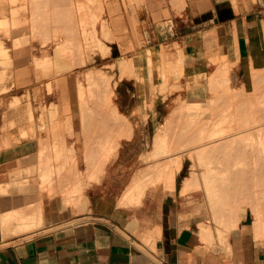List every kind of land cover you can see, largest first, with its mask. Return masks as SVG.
I'll return each instance as SVG.
<instances>
[{"label":"crops","instance_id":"0c3cea01","mask_svg":"<svg viewBox=\"0 0 264 264\" xmlns=\"http://www.w3.org/2000/svg\"><path fill=\"white\" fill-rule=\"evenodd\" d=\"M171 19L183 27L174 31L170 20L166 41L174 56L182 55L179 96L210 98L205 82L225 63L230 91L252 100L259 89L263 99L264 0H183ZM200 75L204 82L195 92L190 85ZM18 117L0 112V264H264V237H255L247 214L226 232L205 225L199 230V219L183 208L174 189L159 186L138 202L130 199L134 179H142L149 167L142 158L151 149L140 148L145 136L129 124L127 138L118 140L103 163L100 152L88 160L76 131V161L67 169L72 173L76 163L80 177L63 186V140L54 133L57 141L48 147L33 133L23 138ZM64 117L72 131L77 119L70 112ZM49 148L54 169L50 159L44 161Z\"/></svg>","mask_w":264,"mask_h":264},{"label":"rangeland","instance_id":"374dc122","mask_svg":"<svg viewBox=\"0 0 264 264\" xmlns=\"http://www.w3.org/2000/svg\"><path fill=\"white\" fill-rule=\"evenodd\" d=\"M26 2H28L30 6L32 0H25V2L24 0H0V19L2 18L4 21L7 20L10 23L12 20H15L14 32L12 31L10 34L11 38H8L0 31L1 46L7 50L8 57L12 62L9 68L4 69L7 74L6 82L4 81L7 85V89L4 92H0V112L17 113L19 116L18 118H20L17 123L21 125V128L25 121L29 126L32 124L33 137L37 138V140L42 139L47 142L48 147L52 146L57 141L55 140V134L63 140L62 146L64 149V156L62 160L65 162V166L63 165V172H67V176L65 177L63 175L60 177L62 180L61 184L65 186L64 183H67V186H72L80 177V171L76 163L72 173H69L70 169H67L71 168V163L73 161H76L77 150L74 145L75 139L79 138L78 136H74L76 131L82 135L80 137H82L87 145L89 161H95V157L101 151L99 148V152H96L97 146L95 138L91 136L93 127L90 125L91 121L86 118H83L84 121H82L81 116L77 114L75 117L73 116V118L77 120L72 121L73 126L71 131L64 117L65 112L71 111H67L65 97L67 98L69 92L76 89L75 83L78 76H80L79 79L85 89L89 87L90 82H99V92L103 91V81L107 79L110 92L105 100H103V96H101L102 101L100 102L102 105L99 104L102 108L106 107L107 109L99 110V112L112 114V108H115V111L119 116L121 115L120 117L127 121L131 129L135 128L145 136L140 148L144 151L152 150L154 137L157 131L164 127L166 120L172 117V113L175 112L174 110L177 109V106L179 109L176 110V113L180 111V107L182 108V105L185 104L183 102H191V100H186L179 96L182 91L180 82V78L183 74L182 55L181 60L178 61V56H174L170 46L166 44L169 38L167 29L171 26V22L174 23V31L180 28L181 31L183 30L182 26L176 25V22L171 19L172 13H177L183 6V0H42L44 15L42 16L41 25L35 33H32L31 30V12H29V9L23 8V3ZM71 2L74 5H86L90 12L96 14L99 26L101 22L108 23L109 39L105 40L108 47L106 50L102 51L98 47L94 48L86 55L85 63L81 65L76 64L71 69L70 74H65L64 72L70 66L66 58L67 54L70 53L73 42L71 38L68 39L66 37V28L69 27L70 21L67 10L70 8ZM2 19L0 21H2ZM14 34L16 36H14ZM25 35L29 37L28 41L30 46L29 56L26 62L30 64L31 76L29 78L23 74V77L22 75L19 76L21 73L18 74V71H21L20 69H22L26 63L21 62L20 59H15L13 49V42L15 40H22ZM99 39L104 41L100 29ZM36 58L43 60L44 65H34L33 61ZM75 59L74 61L77 62V57H75ZM171 61L174 63L172 65V70L175 74L170 73L168 75V71L165 67L169 65ZM124 63L130 64L128 68L122 67ZM1 70H3V68L0 60V71ZM221 70L222 69H220V71ZM199 77L201 78L199 82L200 85L197 86L196 90H199V87H201L204 82V77L202 75ZM167 78L168 81L166 80ZM22 80L26 82L24 83ZM26 83L27 86L25 85ZM205 84L209 89L208 79ZM2 85L3 84H0V86ZM190 86H193V84ZM209 91L211 92L210 98L197 101H207L214 98L215 94L213 91L210 89ZM242 93L243 99L246 100V98H244V92ZM203 94L206 95V92ZM219 94H221L220 90L216 95L219 96ZM254 94L255 97L253 99L262 100L259 97V89H256ZM25 95H29L26 96L27 98L29 97L28 102L27 98L25 99ZM9 98H11V100L6 104ZM215 99L217 103L220 104L228 101L230 97L225 96ZM243 99H240L238 104L241 106V109H239V111L241 110L240 116L243 114L244 117L247 111H245L246 104H244L246 101L244 100L242 102ZM72 103L75 106L77 104L75 100ZM89 106L94 109L93 104ZM26 108L29 111H27ZM53 109L57 111L56 115L50 116V111ZM27 112L33 113L29 119L28 114H26ZM73 112L77 113L78 109H75ZM149 116L151 119H149ZM39 123H44V130H40ZM53 128H55L56 131H53ZM71 132L72 135H69ZM120 138L127 137L122 136L119 137V139ZM119 145L120 142L117 143L113 150L116 148L118 149ZM151 150L148 153H150ZM115 155L111 159H113ZM53 157V152L50 148L47 149L44 155V161L50 159L52 169H54L53 166L55 165ZM142 159L146 163H150V166L159 158L148 159L147 157H143ZM160 160H164V158H160L158 161ZM245 161L247 162V160ZM218 164L216 169L221 167L225 169V164H221V167H219L220 164ZM214 165L215 164L212 166ZM246 166H248L247 173L249 172L248 174L250 176L244 177L242 179L243 183L237 186L239 188L242 186L240 189L242 194L240 193L239 195L243 198H241L239 202L244 200L242 204H245L247 207L246 214L248 218H250V216L253 217V215L251 214L252 212L250 211L248 202L252 201L254 196L260 193L262 194L263 185L259 183L257 185L253 184V177L250 174L253 170V165L249 163ZM189 167V162L184 161L182 170L176 176V184L172 192L179 193L183 179L189 174ZM222 168L220 170H224ZM229 169L231 170V168ZM86 181L87 186L93 182L88 178V174L86 175ZM87 186H85V188ZM132 188L131 193L134 190L133 185ZM158 188L159 186H147L143 193L138 195L139 197L136 201L138 202L139 198L145 196L147 193L155 192ZM134 192L132 194H134ZM182 199L184 200H181L180 203L184 209L190 211V215L191 210L194 209L198 211L196 212L193 210L194 216L199 219V230L200 225L208 226L211 230H218L219 225L218 223L216 224L214 211L208 205L209 201H207L206 196L201 190L198 195H185L182 196ZM186 201H189V203ZM245 202H247L248 205H246ZM202 210H205L207 213ZM200 211L201 213H199ZM185 220L188 223L191 217L187 216ZM215 227L217 228L215 229Z\"/></svg>","mask_w":264,"mask_h":264},{"label":"bare ground","instance_id":"6f19581e","mask_svg":"<svg viewBox=\"0 0 264 264\" xmlns=\"http://www.w3.org/2000/svg\"><path fill=\"white\" fill-rule=\"evenodd\" d=\"M70 4L71 6L67 10L70 21L69 27L66 28V37L68 39L71 38L73 42L70 53L67 54L66 61L70 66L64 72L65 74H70L71 69L76 64L81 65L85 63L86 55L94 48L98 47L102 51L106 50L108 47L105 40L109 39L108 23L101 22L99 26L96 14L90 12L86 5H74L72 2ZM42 5V0H32L30 6L28 2L23 3V8L29 9L30 11H28L31 12L30 15H32V33L37 32V29L41 25L42 16L44 15ZM14 25L15 20H12L10 23L2 19V21H0V31L9 38L15 28ZM23 28L26 29L25 27ZM99 29L104 37V41L99 39ZM14 36L16 35L14 34ZM28 39L29 37L25 35L22 40H15L13 42L15 59H20L21 62L25 63L27 62L30 51ZM177 56L178 61H180L181 54L179 53ZM75 57H77V62L74 61L76 60ZM0 60L3 68V70L0 71V84H3L0 86V92H4L7 89V85L5 84L7 74L4 69L9 68L12 62L8 57L7 50L1 46V42ZM33 63L36 66L44 65V61L39 58L34 59ZM173 64L174 63L171 61L169 65L165 67L168 71V75L170 73L175 74L172 70ZM122 65V67L128 68L130 64L124 63ZM224 66L225 63L221 71L219 70L216 74L214 73L215 75H211L212 77L208 79V87L215 94L214 98L201 102H183L185 104L182 105V108L180 107V111L176 113V110L179 109L177 106V109L174 110L175 112L172 113V117L168 118L164 127L157 131L153 141V148L151 152L148 153L147 158H164V160L158 161V159L154 161L152 165L148 167L142 179L135 178L133 181L134 184L132 185L137 194L134 190V194H132L133 192L131 193L132 190H129L127 195L129 194L128 196L130 199L135 200L139 197V194L143 193L147 186H161L163 190L172 191L175 187L176 176L182 170L184 161H187L190 164L189 174L182 181L179 191L180 196L198 195L201 190L206 196L207 201H209L208 205L214 211L216 224L218 223L219 225L218 230L226 232L237 226L238 222L246 215L247 207L245 204H242L244 200L242 199L243 201L239 202V200L243 198L239 195L242 186L240 188L238 186L243 183L242 179L249 175V172L247 173L248 166L246 165L251 163L253 165V170L250 174L253 177V184H262L263 192L262 194L260 193L254 196L253 200L249 201L248 204L250 205V211L253 215L252 224L254 235L257 238H263L264 99H250V101L249 99H243L242 92L238 91L237 93L236 91V93H234L231 91V93L227 87L228 70H226ZM20 70L21 71L17 70L18 74L21 73L19 76L22 74L28 78L31 76L29 63H26ZM262 75V83H264V74ZM79 78L80 76L76 79V89L69 92L68 98L70 103L67 105V111L71 110L70 113H72L74 117L78 114V116H81L82 121H84L83 118L91 121L90 125L93 126L91 136L95 138L98 152L99 148L102 151L100 152L102 153L101 159L103 163L106 161L109 153L113 151V148L117 145L119 137L124 136L125 132L130 128L128 123L120 117L121 115L119 116L115 111V108H112V114L99 112V110L107 109L106 107L102 108V106H100L102 105L100 102L102 101L101 96H103V100H105L110 92L107 79L103 81V91L99 92V82H90L89 87L85 89ZM254 79L261 80L257 74L254 75ZM166 80L168 81V78ZM260 80H257V82L259 81L258 83H260L257 84L258 87L261 85ZM199 82L200 80H194L192 82L194 86L192 90L195 89V92L198 91L196 90V85H199ZM25 85L27 86V83ZM219 90L221 94L217 96L216 94ZM26 96L29 95H25V99L27 98ZM225 96L230 97V99L218 104L215 98L218 99ZM240 99H243L242 102L244 100L246 101L244 104H246L245 111H247V113L244 114V117L243 114L240 116L241 110L239 111V109H241V106L238 104ZM74 100L77 103L76 106L72 103ZM90 104H93L94 109L90 108ZM75 109H78L77 113L73 112ZM27 111L29 110L27 109ZM56 112L55 109L51 110L50 116H55ZM26 114H28V119L33 115L31 112H27ZM25 122L21 128V135L23 138H27L33 133L32 124L29 126ZM43 125L44 123H39V128L43 129ZM117 129H119V133H113ZM54 130L55 128H53V131ZM42 153L43 151L41 150L40 155H42ZM245 160H247V162ZM216 163L220 164L219 167H221V164H225V169L222 167L221 168L224 170H220L221 168L216 169ZM213 164L216 166H212ZM229 168H231V170ZM47 176L48 173H43L41 177L46 180L48 178ZM74 191H76V189H74ZM187 203H189V201ZM245 203L248 205L247 202ZM194 211L198 212L197 210ZM202 211L205 212V210ZM199 213H201V211ZM33 226L34 224L25 227L29 228Z\"/></svg>","mask_w":264,"mask_h":264}]
</instances>
